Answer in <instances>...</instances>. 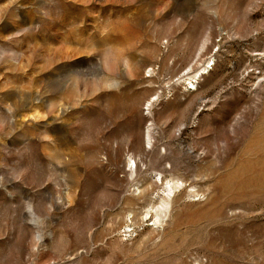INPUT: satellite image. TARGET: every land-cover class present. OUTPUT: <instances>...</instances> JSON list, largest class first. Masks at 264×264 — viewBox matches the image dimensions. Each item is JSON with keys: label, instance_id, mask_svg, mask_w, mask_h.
I'll return each instance as SVG.
<instances>
[{"label": "rangeland", "instance_id": "374dc122", "mask_svg": "<svg viewBox=\"0 0 264 264\" xmlns=\"http://www.w3.org/2000/svg\"><path fill=\"white\" fill-rule=\"evenodd\" d=\"M0 264H264V0H0Z\"/></svg>", "mask_w": 264, "mask_h": 264}]
</instances>
